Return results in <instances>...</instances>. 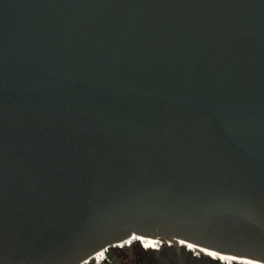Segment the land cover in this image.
Listing matches in <instances>:
<instances>
[{"label": "water", "instance_id": "water-1", "mask_svg": "<svg viewBox=\"0 0 264 264\" xmlns=\"http://www.w3.org/2000/svg\"><path fill=\"white\" fill-rule=\"evenodd\" d=\"M132 235L264 263V0H0V264Z\"/></svg>", "mask_w": 264, "mask_h": 264}, {"label": "bare ground", "instance_id": "bare-ground-1", "mask_svg": "<svg viewBox=\"0 0 264 264\" xmlns=\"http://www.w3.org/2000/svg\"><path fill=\"white\" fill-rule=\"evenodd\" d=\"M138 241H140L142 243H146V244H151V245L157 246L156 249H159L160 245L162 244V241L157 239V238L132 235L131 237H129L125 241L116 243L115 246L118 247V246H121L122 244H123V246H125L127 242L130 243L129 245H132V243L138 242ZM175 243L177 245H185V246H187V249L188 250H192L193 253L196 254V255L198 254L197 253V249H198L201 252H203V254H207V255H209V256H211L213 258H218L222 262L228 263V264H234V263H240V264H242V263L243 264H264L262 262L255 261V260H249V259L237 258V257H231V256L217 255L214 252L208 251L207 249H203L201 247L194 246L192 244H188L187 242H184L183 240H180V239L177 240ZM172 244H173V241L169 240V241L166 242V245H168V246H170ZM143 247L146 248L145 246H143ZM106 250L107 249L100 250V251L96 252L90 259L86 260L84 262V264L90 262L92 259L93 260L97 259L98 261H101V259H102L101 255H106Z\"/></svg>", "mask_w": 264, "mask_h": 264}, {"label": "rangeland", "instance_id": "rangeland-1", "mask_svg": "<svg viewBox=\"0 0 264 264\" xmlns=\"http://www.w3.org/2000/svg\"><path fill=\"white\" fill-rule=\"evenodd\" d=\"M142 244H146V243H142L140 241H138L137 243H133L131 246H123L126 249L123 250H113V246L109 248L110 253L115 255V262H111L112 259L110 258V261L105 260V262H101L100 264H141L144 263V261L146 260V256L147 255H151V251L156 250V247H154V245L151 244H146L147 246H150L147 248V250H141ZM168 246V245H166ZM116 247V246H115ZM119 248V247H116ZM149 249V250H148ZM153 249V250H152ZM156 254V253H154ZM140 259V260H138ZM85 264H96L95 260H91L88 263Z\"/></svg>", "mask_w": 264, "mask_h": 264}, {"label": "trees", "instance_id": "trees-1", "mask_svg": "<svg viewBox=\"0 0 264 264\" xmlns=\"http://www.w3.org/2000/svg\"><path fill=\"white\" fill-rule=\"evenodd\" d=\"M133 244V243H132ZM143 246H145L146 248H148V247H150V246H147V245H144V244H142ZM131 246V245H130ZM128 247V246H127ZM154 247H156V246H154ZM123 249H126V248H124L123 246L121 247V248H116L115 246L113 247V250H123ZM142 250V249H141ZM151 253L154 255V253H155V251L153 250V251H151ZM110 258L112 259V261L111 262H115V255L114 254H112V253H110V250H109V248L107 249V251H106V255H105V260H107V261H110ZM105 260L103 261V262H105Z\"/></svg>", "mask_w": 264, "mask_h": 264}, {"label": "flooded vegetation", "instance_id": "flooded-vegetation-1", "mask_svg": "<svg viewBox=\"0 0 264 264\" xmlns=\"http://www.w3.org/2000/svg\"><path fill=\"white\" fill-rule=\"evenodd\" d=\"M145 258L146 260L144 261V263H141V264H160L159 259L157 258L156 254L147 255Z\"/></svg>", "mask_w": 264, "mask_h": 264}, {"label": "built area", "instance_id": "built-area-1", "mask_svg": "<svg viewBox=\"0 0 264 264\" xmlns=\"http://www.w3.org/2000/svg\"><path fill=\"white\" fill-rule=\"evenodd\" d=\"M126 244H128V245H126V246H130V245H129L130 243H128V242H127ZM113 246H114V245H113ZM122 246H123V244H122L121 246H118V247H122ZM142 247H143V246H142ZM106 249H107V248H106ZM143 250H147V248H144V247H143ZM106 251H107V250H106Z\"/></svg>", "mask_w": 264, "mask_h": 264}]
</instances>
